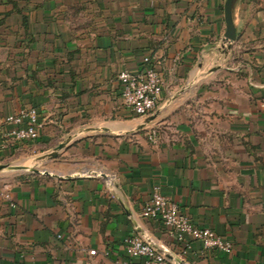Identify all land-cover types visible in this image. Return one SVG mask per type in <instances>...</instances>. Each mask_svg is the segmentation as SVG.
I'll return each mask as SVG.
<instances>
[{
    "label": "crops",
    "instance_id": "obj_1",
    "mask_svg": "<svg viewBox=\"0 0 264 264\" xmlns=\"http://www.w3.org/2000/svg\"><path fill=\"white\" fill-rule=\"evenodd\" d=\"M224 2L0 0V165L69 139L53 173L0 168V264H137L129 235L185 264H264V0L235 1L230 47ZM146 55L162 93L135 116L116 76ZM29 106L38 138H5ZM154 187L232 249L203 254L142 216Z\"/></svg>",
    "mask_w": 264,
    "mask_h": 264
},
{
    "label": "built area",
    "instance_id": "obj_2",
    "mask_svg": "<svg viewBox=\"0 0 264 264\" xmlns=\"http://www.w3.org/2000/svg\"><path fill=\"white\" fill-rule=\"evenodd\" d=\"M116 80L123 104L133 115L147 116L154 112L162 93V78L148 55L142 58L138 70L124 68L118 72ZM4 124L2 134L5 138L15 142L35 140L39 136L40 127L38 109L33 106L22 107L7 114ZM156 136L157 131L150 130L149 139L155 141ZM142 216L159 219L180 242L187 243L188 238L198 241L203 254L229 252L232 249L230 240L223 238L211 227L193 223L179 211L177 203L158 187H154L150 200L142 210ZM124 247L129 257L136 259L137 264H185L168 257L148 239L139 235L127 236L124 239ZM94 252L89 251L90 254Z\"/></svg>",
    "mask_w": 264,
    "mask_h": 264
},
{
    "label": "rangeland",
    "instance_id": "obj_3",
    "mask_svg": "<svg viewBox=\"0 0 264 264\" xmlns=\"http://www.w3.org/2000/svg\"><path fill=\"white\" fill-rule=\"evenodd\" d=\"M72 138V137H71ZM60 142L61 139L56 138V140L51 145L44 146L42 144H35L34 146L29 147L26 150L18 151L16 154L8 157L6 160L1 162V168L11 167L12 173H30V174H45L46 172L53 173L54 164L57 161V155L54 157L47 156L50 148H55ZM47 149V151H46ZM72 157L74 153L71 154ZM14 166V167H13Z\"/></svg>",
    "mask_w": 264,
    "mask_h": 264
},
{
    "label": "water",
    "instance_id": "obj_4",
    "mask_svg": "<svg viewBox=\"0 0 264 264\" xmlns=\"http://www.w3.org/2000/svg\"><path fill=\"white\" fill-rule=\"evenodd\" d=\"M235 1L236 0H225L224 6H223L224 20H225L224 39L227 42V45L229 47H230L231 43L236 38L235 26H234L233 17H232V11H233ZM150 118H152V117H150ZM68 141H69V139L67 141L59 144L58 146H56L50 153L47 154V156L54 157L55 155H57V150L62 148L63 146H65V144ZM1 167H3V166L0 165V168ZM46 174H48V173L46 172Z\"/></svg>",
    "mask_w": 264,
    "mask_h": 264
}]
</instances>
